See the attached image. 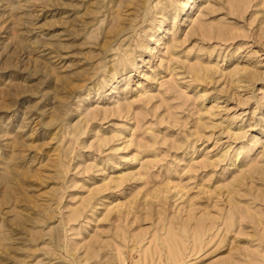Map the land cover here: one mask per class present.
<instances>
[{"label":"rangeland","instance_id":"374dc122","mask_svg":"<svg viewBox=\"0 0 264 264\" xmlns=\"http://www.w3.org/2000/svg\"><path fill=\"white\" fill-rule=\"evenodd\" d=\"M0 264H264V0H0Z\"/></svg>","mask_w":264,"mask_h":264},{"label":"bare ground","instance_id":"6f19581e","mask_svg":"<svg viewBox=\"0 0 264 264\" xmlns=\"http://www.w3.org/2000/svg\"><path fill=\"white\" fill-rule=\"evenodd\" d=\"M148 2H149V1H148ZM147 4H148V3H147ZM124 30H125V29H124ZM116 31H117V30H116ZM116 31H115V32H116ZM116 33H118V32H116Z\"/></svg>","mask_w":264,"mask_h":264}]
</instances>
